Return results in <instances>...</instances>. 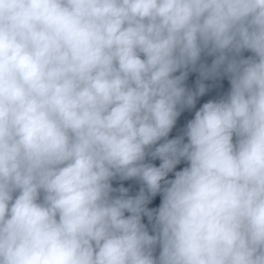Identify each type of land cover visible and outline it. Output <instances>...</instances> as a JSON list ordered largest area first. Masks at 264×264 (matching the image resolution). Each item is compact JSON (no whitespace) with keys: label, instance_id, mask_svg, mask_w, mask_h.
Instances as JSON below:
<instances>
[{"label":"clouds","instance_id":"obj_1","mask_svg":"<svg viewBox=\"0 0 264 264\" xmlns=\"http://www.w3.org/2000/svg\"><path fill=\"white\" fill-rule=\"evenodd\" d=\"M0 264H264V0H0Z\"/></svg>","mask_w":264,"mask_h":264}]
</instances>
